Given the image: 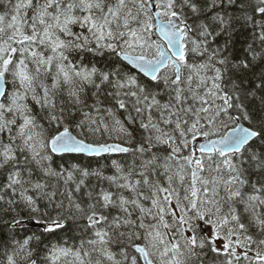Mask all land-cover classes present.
Returning a JSON list of instances; mask_svg holds the SVG:
<instances>
[{
    "label": "snow or ice",
    "instance_id": "1",
    "mask_svg": "<svg viewBox=\"0 0 264 264\" xmlns=\"http://www.w3.org/2000/svg\"><path fill=\"white\" fill-rule=\"evenodd\" d=\"M0 264H264V0H0Z\"/></svg>",
    "mask_w": 264,
    "mask_h": 264
}]
</instances>
